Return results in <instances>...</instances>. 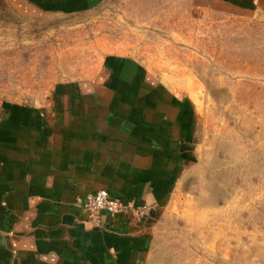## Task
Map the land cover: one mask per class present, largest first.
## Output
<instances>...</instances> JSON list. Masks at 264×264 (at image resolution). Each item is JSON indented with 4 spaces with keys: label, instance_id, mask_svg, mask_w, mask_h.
Masks as SVG:
<instances>
[{
    "label": "crops",
    "instance_id": "obj_1",
    "mask_svg": "<svg viewBox=\"0 0 264 264\" xmlns=\"http://www.w3.org/2000/svg\"><path fill=\"white\" fill-rule=\"evenodd\" d=\"M104 2L0 0V9L38 18L91 11ZM186 3L209 12H264V0ZM149 57L107 51L92 76L55 81L47 98L6 106L0 264H210L180 232L191 212L174 209L202 154L197 81L177 80L178 73L157 69ZM98 188L151 210L140 219L102 212L93 221L79 198Z\"/></svg>",
    "mask_w": 264,
    "mask_h": 264
},
{
    "label": "rangeland",
    "instance_id": "obj_2",
    "mask_svg": "<svg viewBox=\"0 0 264 264\" xmlns=\"http://www.w3.org/2000/svg\"><path fill=\"white\" fill-rule=\"evenodd\" d=\"M186 2L105 0L38 18L0 9V118L8 104L47 98L55 81L92 76L110 50L139 51L175 79L197 81L204 139L177 192L174 209L191 212L180 232L210 264H264V12Z\"/></svg>",
    "mask_w": 264,
    "mask_h": 264
},
{
    "label": "built area",
    "instance_id": "obj_3",
    "mask_svg": "<svg viewBox=\"0 0 264 264\" xmlns=\"http://www.w3.org/2000/svg\"><path fill=\"white\" fill-rule=\"evenodd\" d=\"M79 203L88 210L89 217L93 221H97L102 212L124 213L140 219L151 210L146 203L138 204L133 199L115 195L106 188H98L86 193L79 198Z\"/></svg>",
    "mask_w": 264,
    "mask_h": 264
}]
</instances>
